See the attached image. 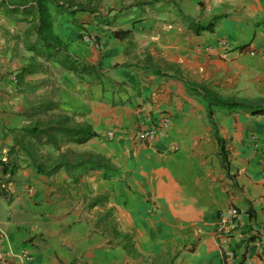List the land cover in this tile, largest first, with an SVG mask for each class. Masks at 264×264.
I'll return each instance as SVG.
<instances>
[{"label": "crops", "instance_id": "crops-1", "mask_svg": "<svg viewBox=\"0 0 264 264\" xmlns=\"http://www.w3.org/2000/svg\"><path fill=\"white\" fill-rule=\"evenodd\" d=\"M13 6L0 3V190L1 162L13 143L8 129L30 124L25 88L33 84L42 87L37 103L53 102V112L98 135L65 148L101 154L114 172L86 170L75 181L73 172L38 175L24 162L4 184L7 196L0 191V264H264V239H251L264 222V115L221 107L209 115L184 83L264 105V0H103L110 25H82L100 44L102 70L90 84L66 72L62 87L46 73V65H59L29 50L36 34L28 9ZM185 16L217 21L196 35ZM53 17L55 33L95 65L94 51L77 43L73 17ZM31 60L41 75H26L19 87L15 77ZM49 81L52 93H43ZM163 116L170 119L164 135L153 143L136 138ZM231 207L239 210L241 233L223 246L221 217ZM113 233L129 234L133 251Z\"/></svg>", "mask_w": 264, "mask_h": 264}, {"label": "trees", "instance_id": "trees-1", "mask_svg": "<svg viewBox=\"0 0 264 264\" xmlns=\"http://www.w3.org/2000/svg\"><path fill=\"white\" fill-rule=\"evenodd\" d=\"M103 0H0L1 4L9 5L13 2L15 6L11 11L23 6L28 9L27 16L31 17L34 23L33 31L36 34V43L29 46V50H39L37 53L46 58L47 61L54 60L63 70L76 75L81 80L84 77L98 76L102 70V64H88L83 58L69 49V44L61 39L53 29V14H67L73 17V23L77 24L76 16L79 14H88L93 16V22L99 25H110L107 16L101 11ZM188 28L196 35L205 31H213L214 24L217 21L215 17L208 23H196L189 17H184ZM114 37L124 40L129 37V32H114ZM36 46H39L37 48ZM118 66V65H117ZM39 65L31 60L21 68V71L15 77L17 86L25 82L26 75L38 70ZM157 75H163L161 72H155ZM189 90L197 96L202 97L206 102L208 114H212L213 107H221L228 110L243 109L251 115H264V105L247 100H237L233 98L222 97L213 92L208 86L184 81ZM57 107L53 102H40L33 105L25 114H30V124L21 128L8 129L12 135V145L7 151L6 160L1 162L3 176L6 177L3 184H8L9 179L20 168L18 163L10 161L9 157L14 154L23 153L27 159V166H30L38 175L52 176L53 174L64 170L73 172L77 178H81L86 170H102L105 174L114 172L109 159L105 156L92 152H79L70 148H65L66 144L81 145L97 137V133L85 122H76L66 112H53ZM45 114L46 119L33 121L34 117ZM217 136L219 145V155L223 163L227 162L226 150L223 140ZM50 149L44 153L43 150ZM227 168V166L225 165ZM1 193L7 196L5 186L1 187ZM95 204L97 201L94 202ZM115 238H122L125 242L124 248L127 252L133 251V244L129 234L121 236L120 233H113Z\"/></svg>", "mask_w": 264, "mask_h": 264}, {"label": "built area", "instance_id": "built-area-1", "mask_svg": "<svg viewBox=\"0 0 264 264\" xmlns=\"http://www.w3.org/2000/svg\"><path fill=\"white\" fill-rule=\"evenodd\" d=\"M82 41L87 45H92L96 43V37L94 35H84ZM207 51H211L210 47L206 48ZM251 55H255V52L252 51ZM16 82V80H15ZM170 126V119L168 116H163L158 119V122H155L150 128L143 130L136 134V138L141 142L153 143L159 136H162L166 133L167 129ZM107 139H113L115 137V131L110 130L106 133ZM262 172L264 173V156L261 162ZM33 187H29V191H33ZM221 233H222V244L227 246L230 240L241 233V223H240V213L239 210L235 207H231L228 210L227 216L221 217ZM255 238L256 240L264 239V222L258 227L255 231L251 233V239ZM4 235L0 233V248ZM228 257H233L232 251L227 252ZM0 261H4V255L0 251Z\"/></svg>", "mask_w": 264, "mask_h": 264}, {"label": "rangeland", "instance_id": "rangeland-1", "mask_svg": "<svg viewBox=\"0 0 264 264\" xmlns=\"http://www.w3.org/2000/svg\"><path fill=\"white\" fill-rule=\"evenodd\" d=\"M94 20H93V17H89L87 14H79L78 16H77V24L78 25H83V24H86V22H93ZM78 27V26H77ZM78 28H80V30H81V34H80V36H79V38H78V41H77V43L79 44V45H86V46H88V47H90L93 51H94V53H95V55H96V58H95V60H94V62H96V64H98V63H102L101 62V49H100V44L98 43V42H96V43H94V44H92V45H87V44H85L83 41H82V38H83V36L84 35H94L93 34V32H90V31H88L87 30V28H84V27H78ZM95 36V35H94ZM69 44V43H68ZM71 43L69 44V49L71 50ZM72 51V50H71ZM134 52L132 51V49H131V54H133ZM76 54H78V55H80L83 59H85L80 53H76ZM36 55V57H37V60L38 59H41L42 61H44V62H53V63H55V64H57L54 60H49V61H47L46 60V58L45 57H43V56H40V55H38V54H35ZM157 59L158 60H161L162 58L161 57H157ZM95 64V65H96ZM43 65V64H42ZM58 65V64H57ZM43 67V66H42ZM60 67V66H59ZM41 68V67H40ZM46 69H47V74H49V76H52V77H54V79H55V77L57 78V77H59V80H60V86L62 87V83H63V77L65 76V73H66V71L65 70H63L61 67L60 68H57V66H55V65H53V64H50V65H46ZM34 74H37V76H39V75H41L39 72H36V73H34ZM33 74V75H34ZM73 75V74H72ZM26 77V79H28L29 78V76H25ZM31 77H33V76H31ZM97 77L98 76H93V77H84L82 80L79 78V77H77L76 75H73L72 76V79H74L76 82H79V83H83V82H86V83H88V84H90V83H95L96 82V80H97ZM34 82H37V80H32V83H34ZM54 84H55V80H54ZM54 85H52L51 83H50V81L47 83V85L45 86V87H43V93H45V91H49L50 92V94L52 93V87H53ZM25 90L27 91V95H28V103H29V109L33 106V105H36L37 104V97H39L40 95H38L39 93L41 94L42 93V87H41V85L39 86V87H36V84H33V86L32 87H30V88H25ZM60 91H62V89L60 90ZM65 91V90H64ZM18 92H19V90H18ZM49 94V95H50ZM29 116H30V114H29ZM37 118H39V119H41V120H45L46 119V116H45V114H41V115H39L38 117H34L33 118V121H35V120H37ZM4 148V144H2L1 146H0V158H2V157H4V155H5V153H3V152H1L2 151V149ZM44 151V153H47V152H49L50 151V149H45V150H43ZM19 156V157H18ZM20 157H25L24 156V154L23 153H19V154H14L13 155V158H14V160H18L19 161V165L21 166L24 162H26L27 161V159L26 160H24V159H21ZM3 183H4V181H3ZM2 183V184H3ZM3 187L5 186L4 184L2 185ZM30 187V186H29ZM77 191H80V189H79V187H78V189H77Z\"/></svg>", "mask_w": 264, "mask_h": 264}]
</instances>
